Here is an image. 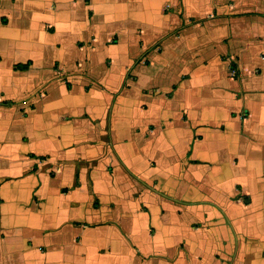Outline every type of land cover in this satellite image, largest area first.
<instances>
[{
    "label": "crops",
    "instance_id": "obj_1",
    "mask_svg": "<svg viewBox=\"0 0 264 264\" xmlns=\"http://www.w3.org/2000/svg\"><path fill=\"white\" fill-rule=\"evenodd\" d=\"M0 264H264V0H0Z\"/></svg>",
    "mask_w": 264,
    "mask_h": 264
}]
</instances>
